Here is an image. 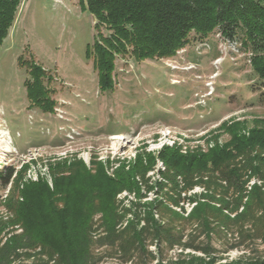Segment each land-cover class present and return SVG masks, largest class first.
Listing matches in <instances>:
<instances>
[{
	"label": "trees",
	"instance_id": "1",
	"mask_svg": "<svg viewBox=\"0 0 264 264\" xmlns=\"http://www.w3.org/2000/svg\"><path fill=\"white\" fill-rule=\"evenodd\" d=\"M22 1L0 0V47ZM81 2L96 20L94 65L104 91L114 88L118 55L172 59L194 34L213 32L243 43L264 85V0ZM18 62L31 77L29 107L54 113L45 68L23 56ZM232 136L208 154L164 148L134 163L116 160L109 175L77 163L63 175L51 167L52 187L40 179L7 199L0 264H264V129ZM13 178L12 170L1 175L0 186ZM235 249L243 254L228 260Z\"/></svg>",
	"mask_w": 264,
	"mask_h": 264
},
{
	"label": "rangeland",
	"instance_id": "2",
	"mask_svg": "<svg viewBox=\"0 0 264 264\" xmlns=\"http://www.w3.org/2000/svg\"><path fill=\"white\" fill-rule=\"evenodd\" d=\"M99 31L111 33L106 27ZM97 36L95 17L81 0L19 5L0 47V176L12 170L14 177L0 186V215L9 214L7 199L20 196L26 184L44 179L52 187L54 166L61 175L76 163L93 173L104 167L109 175L108 165L116 160L134 163L139 154L157 157L164 148L208 154L234 133L264 129L263 80L238 39L194 34L172 59L118 55L114 88L104 91L94 65ZM21 56L47 71L54 113L29 107L31 77L19 65ZM242 254L235 249L227 259Z\"/></svg>",
	"mask_w": 264,
	"mask_h": 264
},
{
	"label": "built area",
	"instance_id": "3",
	"mask_svg": "<svg viewBox=\"0 0 264 264\" xmlns=\"http://www.w3.org/2000/svg\"><path fill=\"white\" fill-rule=\"evenodd\" d=\"M189 210V209H188ZM190 211V210H189Z\"/></svg>",
	"mask_w": 264,
	"mask_h": 264
}]
</instances>
